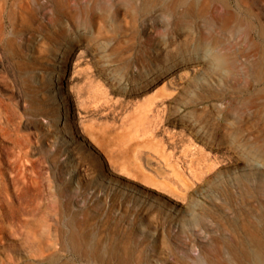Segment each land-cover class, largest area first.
<instances>
[{"label": "rangeland", "instance_id": "obj_1", "mask_svg": "<svg viewBox=\"0 0 264 264\" xmlns=\"http://www.w3.org/2000/svg\"><path fill=\"white\" fill-rule=\"evenodd\" d=\"M85 2L72 0L74 14L50 21L48 0H0V264H86L55 231L59 184L70 186L71 208L96 211L92 222L133 228V262L204 261L212 235L240 207L252 219L264 215V196L249 188L245 200L240 190L264 172L255 153L264 149V0H197L190 8L178 0L164 8L157 0H92L91 18ZM75 46L80 58L71 56L68 69ZM67 88L94 125L97 147L75 135ZM25 136L36 145L27 176L42 179L49 214L41 219L38 206L13 232L4 211L24 161L15 142ZM79 147L87 167L76 162ZM166 188L186 191L187 200ZM157 206V218L149 217ZM30 241L50 247L35 251Z\"/></svg>", "mask_w": 264, "mask_h": 264}, {"label": "bare ground", "instance_id": "obj_2", "mask_svg": "<svg viewBox=\"0 0 264 264\" xmlns=\"http://www.w3.org/2000/svg\"><path fill=\"white\" fill-rule=\"evenodd\" d=\"M34 1L38 2V0ZM48 1L53 3L50 21H54L57 15H64L65 13L74 14L75 10H77L74 4L71 3L72 0ZM178 1L183 6L190 8L194 6L195 1L197 0ZM166 2L167 0H162L161 4H159L157 0L156 3L161 5L162 8H164L163 6L166 4ZM101 4H104V2L101 1ZM145 5L149 8L153 5V3L148 1L145 2ZM81 11H85L91 18L92 0H86V2L81 5ZM20 20L21 23L24 24V26H28V21L23 15H21ZM79 49V46H75L73 47V49H71L72 53H69V57L67 58L68 69L71 66V56H76L75 58H80L79 53L75 54V52ZM64 66L65 65H62L59 69L62 73L61 77H64ZM65 76L66 86V84L69 83L70 75L68 74ZM67 90L69 92L68 99L71 109V127L74 129L75 135L79 137L82 141H85L84 143L86 146L90 145L97 147V145L95 144V142L97 141V131L95 130L94 125H92V129L86 125V122L84 121L81 115V108L76 107V101L74 96H72V94L70 93V88H67ZM62 93L65 94V92ZM260 95L261 93H259V96ZM259 96L254 95L248 98V106L255 104L258 101L257 98ZM35 108H37V106H35ZM38 108L39 110H42L45 113L49 110L46 104H42ZM84 112L86 111L84 110ZM6 120H11V117L7 115ZM15 143L19 147L18 154L21 158L24 159V161L21 166V176L14 175L11 177V181L14 186V192L12 195L13 199L11 200V202L7 200V207L4 211V214L8 217L10 221V227L13 232H16L18 230L20 223L27 222L28 220H33L31 219V217V220L27 218L28 214L33 215L34 210L38 206L41 207V219H44L43 217L49 214V209L42 207L40 202L42 201L43 196V183L40 181L42 179L37 180L38 177H36L35 175H31L30 177L27 176V171L35 168L34 160L30 158V154L32 155V152H35L36 145L28 136L24 137V141L16 140ZM82 151V148L79 147L74 156L76 157V162H79L81 165L84 164L87 167V164L85 163V161L87 160V156L82 154ZM255 153L256 155L264 159V149L262 147L256 146ZM247 158L248 160L246 159V161L249 162L251 159L248 156ZM233 160H236V158L231 160L229 159V161ZM173 171L176 175H178V179L182 181V183H186L184 177L180 175L179 170H176V168L174 167ZM246 178L248 177L246 176ZM252 179L256 180L255 186H248V182L245 181L240 182L242 187L240 190H243L242 192L245 200L248 199L249 188L253 190L257 189L258 192L264 196V172H260V176L253 177ZM166 189L171 194L180 196L181 198H183V200H187L188 198L186 191L179 193L178 191L172 188ZM185 190H188L187 187ZM157 192L169 197V199H171V201H173V203L175 204L180 203L177 199L170 196L166 192L158 190ZM72 193L73 192L70 186H68L67 184H59L56 187L54 195V205L52 206V208L55 212L56 219L58 221L57 225H55V231L57 232L59 237L63 238L62 245L70 247L75 253H79L80 256L82 255L86 257V264H143L142 260L138 258L134 262L132 261L134 250L131 245L129 232H132L133 228L129 227V230H127L122 227L118 221L108 223L107 218L104 220H100V222L98 223L92 222V218L95 216L94 214L96 213V211H92V207L86 206L77 209L71 208V203L73 200ZM159 213L160 208L158 206L153 207L148 212V216L157 218V215ZM105 224H107L106 227ZM41 226L43 227L42 231H44V228L47 226L45 220H43ZM165 240V237H161L158 245L162 246V243L165 242ZM48 247H50V244L44 243L43 241H30L28 243V248L33 249L35 251L36 249H40L41 251H43ZM203 252L204 261L201 259H196V264H264V215L262 214L257 220L252 219L248 217V208L240 207L239 210L236 212V215L229 219V225L222 224V226H219V232L212 235V243L209 246H206L203 249ZM60 264L74 263L64 261ZM174 264L192 263L189 258L184 255L181 256L178 259L177 263Z\"/></svg>", "mask_w": 264, "mask_h": 264}]
</instances>
